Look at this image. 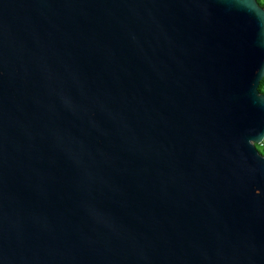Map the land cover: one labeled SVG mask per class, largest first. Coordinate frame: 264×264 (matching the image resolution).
<instances>
[{
  "label": "water",
  "instance_id": "95a60500",
  "mask_svg": "<svg viewBox=\"0 0 264 264\" xmlns=\"http://www.w3.org/2000/svg\"><path fill=\"white\" fill-rule=\"evenodd\" d=\"M256 0H0V264H264Z\"/></svg>",
  "mask_w": 264,
  "mask_h": 264
},
{
  "label": "trees",
  "instance_id": "16d2710c",
  "mask_svg": "<svg viewBox=\"0 0 264 264\" xmlns=\"http://www.w3.org/2000/svg\"><path fill=\"white\" fill-rule=\"evenodd\" d=\"M256 1L259 4V6L264 8V0H256ZM258 90L260 93L264 94V78L260 81ZM256 149L261 155H264V141L261 144L256 145Z\"/></svg>",
  "mask_w": 264,
  "mask_h": 264
}]
</instances>
